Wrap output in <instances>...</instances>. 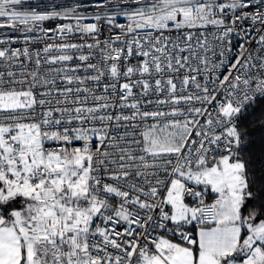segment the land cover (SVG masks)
Segmentation results:
<instances>
[{"label": "snow or ice", "instance_id": "1", "mask_svg": "<svg viewBox=\"0 0 264 264\" xmlns=\"http://www.w3.org/2000/svg\"><path fill=\"white\" fill-rule=\"evenodd\" d=\"M91 8L0 0V264H264V0Z\"/></svg>", "mask_w": 264, "mask_h": 264}, {"label": "built area", "instance_id": "2", "mask_svg": "<svg viewBox=\"0 0 264 264\" xmlns=\"http://www.w3.org/2000/svg\"><path fill=\"white\" fill-rule=\"evenodd\" d=\"M31 2L33 4H41V0H31ZM57 2L59 3L61 2V0H57ZM64 2H70V0H64ZM95 2H97V0H84V3L88 7L89 11L92 10L91 5ZM121 22H124V21L121 19ZM47 26H54V25L52 23H49Z\"/></svg>", "mask_w": 264, "mask_h": 264}]
</instances>
